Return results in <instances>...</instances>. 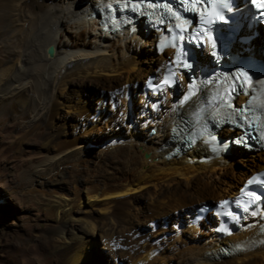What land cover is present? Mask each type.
Listing matches in <instances>:
<instances>
[{"label":"bare ground","instance_id":"bare-ground-1","mask_svg":"<svg viewBox=\"0 0 264 264\" xmlns=\"http://www.w3.org/2000/svg\"><path fill=\"white\" fill-rule=\"evenodd\" d=\"M98 1L87 0L86 4L80 5L79 0H50L47 1L48 3L45 0H0V37L6 36L8 32L13 33V36H9L10 38L8 37L5 42L9 43L7 47L11 45V47L19 48L18 51L13 50L14 48L6 49V53H4L3 46H0V101L14 93L12 89L16 83L17 87L23 86L24 89L34 87L31 84H22V81L25 80L26 75L39 72V65L42 63L62 65L55 80L58 86L66 84L70 78L88 79V77L96 76L102 86L106 84L110 86V89H114L120 87L121 83L131 82L136 78L133 90L123 87L124 84L121 86L123 87L121 98L123 106L120 109L123 113L122 119L124 123L129 121L127 120L128 108L132 100H138L140 106L143 107L142 110L137 108L138 116L142 121L141 125L147 129L146 132H151L154 135L152 137L146 133L147 135L141 139H135V137L116 138V141H111L103 146L101 155L95 161L98 171L91 177L89 176L90 178L82 179L81 194H84L91 204L99 201L105 202L110 212L101 217H82L74 215L72 212L63 211L57 220V225L51 228L54 235V240L52 239L53 242H51L52 252L57 253L60 264H83L88 259L89 249L95 243L97 231H99L104 244L103 248L108 249L112 254L121 256L130 264H264V242L255 245L256 236L259 235L262 238L260 234L264 233V218L261 221L249 220V223L244 224L240 230L221 237L215 230L216 226L214 225L217 224V219L214 215L206 214L201 220L192 221L194 208L187 215L186 227H182L181 230L188 233L190 239H181L179 242L176 240L177 244L174 242L172 243L174 245L171 247L168 245L170 248H163L164 250L161 249V252L156 250L157 247H150L148 239H143L140 226L144 222L154 224L158 220H163V217L170 216L169 209L172 206L166 202L165 198L169 191L165 188L166 179L172 180L170 183L172 186L173 183H178L176 176H184L187 173L194 179H199V177L210 176L214 173L218 177L220 175L225 184V187L222 188L224 193L220 194L221 197L236 190L237 185L234 184V180L237 177H234L225 168L229 162L228 157L199 160L198 157L205 154L202 147L194 145L183 153L166 155V152L171 149L168 140L174 124L181 119V115L192 113L205 104V87L204 82L201 83V81L210 66L206 49L201 48L198 51L200 56L195 70L198 81L194 84H187L186 78L178 73L173 89L163 86L153 93V91L144 89L143 85L148 74H156L157 79L160 77L165 59L164 52L160 55H156V53L152 55L145 68L136 67L131 62L134 58L131 56L141 51L143 45L153 49L151 45L154 36L151 32L142 34L140 30L134 32L126 29L102 30L98 24L99 18H95L91 14L94 4ZM16 21L24 23L18 26L17 23L15 24ZM3 23L7 24L5 25L7 29L1 26ZM61 26H64L67 31L72 27L75 29L73 30V41H69L68 35L60 31ZM15 37H17L16 40ZM144 39H146L145 42H143ZM256 40L257 38H254L251 42ZM48 44L53 46V53L50 56L45 52ZM65 52L71 53L69 59L60 56V53ZM167 56L169 57V55ZM63 88L60 95H63ZM104 90L100 93L99 104L105 98ZM131 94L135 95L134 98ZM75 95L76 99L72 97L70 101H61L60 97L56 99L52 113H58L59 107H66L68 117L71 115L70 112L75 113L77 118L84 120L85 126L91 130L95 127L96 119L93 120L94 115L88 107L89 98L84 97V93L80 90ZM242 98L240 97V100ZM24 103L25 99L19 101L22 106L21 112L19 111L21 117L27 115V109L35 106L31 102L28 106H25ZM114 105L105 106V110L113 111ZM39 120L41 118L29 126V132L41 126L38 123ZM80 124L78 121L73 123L74 131L80 129ZM53 133L56 139L66 137L68 134L67 124L63 123L60 129L55 128ZM54 134L52 135L54 136ZM53 136L47 133L44 136L46 143H50ZM126 147L133 153L128 158H124L126 153L124 148ZM83 149L84 146H80L77 141L73 146H65L60 152L57 151L58 154H62V152L70 150L71 155L72 152L78 155ZM66 152L62 157L66 156ZM251 154L257 155L262 162H255L257 166L252 167L251 170L264 168V151ZM63 165L67 167L66 164L63 163ZM85 170L90 172L88 166ZM246 173V170L242 171V181L248 175ZM136 193L138 195L141 193L139 196L147 203L146 214H143L142 217L144 221L135 219V214L132 212V200L135 199L132 197ZM210 198L215 201L219 197L213 195ZM52 216L56 217L54 214ZM74 220L79 223L74 225L71 223ZM69 221L71 222L69 223ZM202 223L206 224L210 230L206 231L201 226ZM203 231L207 233V238L202 235ZM62 236H64L63 241L61 240ZM60 240L61 242H59ZM227 240L241 241L243 247L233 254L220 256L216 250L221 242Z\"/></svg>","mask_w":264,"mask_h":264},{"label":"rangeland","instance_id":"rangeland-1","mask_svg":"<svg viewBox=\"0 0 264 264\" xmlns=\"http://www.w3.org/2000/svg\"><path fill=\"white\" fill-rule=\"evenodd\" d=\"M45 1L49 2L50 0ZM86 2L87 0H79L80 5H84ZM16 23L20 26L24 22L16 21ZM5 25L7 24H1L4 29ZM71 25L74 26L73 23ZM84 25L87 24L84 23ZM69 29L67 31L64 26H61L60 31L68 35L69 41H73V30L75 29L73 27ZM9 36H13V33L8 32L6 36L0 37V41H3L0 46H3L4 53H6V49H19L11 47V45L7 47L9 43L5 41ZM14 39L16 40L17 37ZM70 55L69 52L60 53V56L68 59L71 57ZM152 55H154L153 49L150 46L143 45L141 51L131 56L134 57V60L130 59L136 67L145 68L149 64ZM54 65L40 64L39 72L26 75L25 80L22 81V84H31L34 87L24 89L23 86L17 87L16 83L12 89L14 93L9 94L5 100L0 101V264H60L57 253L52 252L51 242H53L52 239L54 240V235L51 228L57 225V220L63 211L72 212L74 215L82 217H101L110 212L105 202L99 201L91 204L86 196L81 194L83 189L82 179L90 178L98 171V165L95 161L101 155L103 146L111 141H116V138L128 139L129 137H135V139H141L147 134L148 136H154L151 132H146L147 129L141 125L142 121L138 116L137 108L142 110L143 107L140 106L138 100H132L128 108L127 120L129 121L124 123L122 119L123 113L120 111L123 106L121 101L122 88L128 87L127 89L133 90L136 78L131 82L121 83L120 87L110 89L109 85L103 84L104 86H102L96 76L88 77L89 80L74 77L76 80L70 78L71 83H69V80L66 84L63 83L65 85V88H63L64 85L58 86L55 82L62 65ZM122 85L123 87H121ZM62 88L63 95H60ZM103 89H105L106 95L102 100L103 104H99L98 99H100V93ZM78 90L84 93V97L89 98L88 107L94 115L93 120L96 119L95 127L91 130L85 126L84 120L77 118L75 113L70 112L71 115L68 117L66 107H59L58 113H52L54 112L52 109L56 99L59 97L61 101H70L72 97L76 99L75 94ZM24 99L25 106H28L30 102L34 103L35 106L27 109V115L21 117L20 110L22 106L19 101H24ZM110 104H115L113 106L114 110H105V106ZM39 118L41 120L38 123L41 126L29 132V126ZM77 121L81 123L80 129L74 131L72 125ZM63 123L68 126L67 138L59 137V139H56L53 132L55 128L60 129ZM47 133L51 136L54 134L52 137L54 141L46 143L44 136ZM223 135H226L225 132ZM77 141L80 146H84L80 154L77 155L72 152V156L70 150L65 151L66 156L64 157L62 156L65 152L58 154L65 146L71 147ZM124 149H126L124 158H128L133 154L128 151V147ZM254 152L257 151H234L228 155L229 162L225 168L234 177H237L234 180V184L237 186L243 178V170H246V174H249L252 171L251 168L257 166L255 162L262 163L257 155L251 154ZM241 158H244V160H241ZM86 166L89 167L90 172L85 170ZM72 170L74 172H70ZM79 172L80 174H78ZM186 175L187 173L184 176H176L178 183H173L172 186L170 184L172 183L171 179L165 181V188L169 190L165 197L166 202L172 206V209H169L170 216L163 217V220H158L154 224L144 222L140 226L142 237L144 236L143 239H148L147 242L150 243V247H157L156 250L159 252L163 248H170L172 245L177 244L181 239H190L188 233L181 231L182 227H186L187 215L203 200L204 202H213L211 196L220 197V194L224 193L222 188L225 187V184L222 182L220 175L218 177L213 173L210 176L199 177V179H194L189 174L186 177ZM169 184L170 186H168ZM77 194L81 195L78 196ZM133 195L135 196L132 199H135L132 200V212L135 214V219L143 220V214H146L147 210L146 200L139 196L141 193ZM53 214L56 217H53ZM71 223L76 225L79 221L74 220ZM201 226L206 231L210 230L204 223ZM204 231L202 235L207 238L208 235ZM97 232L96 241L91 245L88 259L83 264H130L129 261L123 260L121 256L112 254L108 249L103 248L104 244L100 238V232ZM66 235L69 234L66 233ZM63 239L64 236L61 240L63 241ZM153 241H156V244Z\"/></svg>","mask_w":264,"mask_h":264},{"label":"snow or ice","instance_id":"snow-or-ice-1","mask_svg":"<svg viewBox=\"0 0 264 264\" xmlns=\"http://www.w3.org/2000/svg\"><path fill=\"white\" fill-rule=\"evenodd\" d=\"M213 47L215 48L216 47V44L214 43L213 44ZM184 53H185V59L188 61L187 64L184 65V67L189 71V72H192L193 73V69L195 67L192 59H191V56H190V53L187 51V49L184 50ZM213 55H215V53H213Z\"/></svg>","mask_w":264,"mask_h":264},{"label":"water","instance_id":"water-1","mask_svg":"<svg viewBox=\"0 0 264 264\" xmlns=\"http://www.w3.org/2000/svg\"><path fill=\"white\" fill-rule=\"evenodd\" d=\"M45 52L50 56L53 53V46L51 44H48L45 48Z\"/></svg>","mask_w":264,"mask_h":264},{"label":"trees","instance_id":"trees-1","mask_svg":"<svg viewBox=\"0 0 264 264\" xmlns=\"http://www.w3.org/2000/svg\"><path fill=\"white\" fill-rule=\"evenodd\" d=\"M132 95V94H131ZM132 97H133V95H132ZM234 151H236V152H241V150L238 148V147H232L231 149H230V153L231 152H234Z\"/></svg>","mask_w":264,"mask_h":264}]
</instances>
